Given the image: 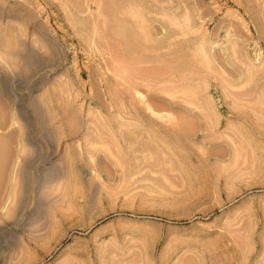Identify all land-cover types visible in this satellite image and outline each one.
<instances>
[{
    "label": "rangeland",
    "instance_id": "1",
    "mask_svg": "<svg viewBox=\"0 0 264 264\" xmlns=\"http://www.w3.org/2000/svg\"><path fill=\"white\" fill-rule=\"evenodd\" d=\"M0 264H264V0H0Z\"/></svg>",
    "mask_w": 264,
    "mask_h": 264
},
{
    "label": "bare ground",
    "instance_id": "2",
    "mask_svg": "<svg viewBox=\"0 0 264 264\" xmlns=\"http://www.w3.org/2000/svg\"><path fill=\"white\" fill-rule=\"evenodd\" d=\"M136 74V73H135ZM143 75H145V74H143ZM138 76H140V75H138ZM150 76V75H149ZM156 77V76H155ZM136 78V77H135ZM145 78V77H144ZM165 81V80H164ZM16 165V164H15Z\"/></svg>",
    "mask_w": 264,
    "mask_h": 264
}]
</instances>
